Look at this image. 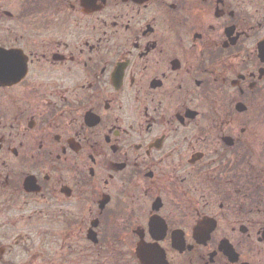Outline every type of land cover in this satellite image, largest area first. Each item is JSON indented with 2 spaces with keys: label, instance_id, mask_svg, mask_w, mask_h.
<instances>
[{
  "label": "flooded vegetation",
  "instance_id": "obj_1",
  "mask_svg": "<svg viewBox=\"0 0 264 264\" xmlns=\"http://www.w3.org/2000/svg\"><path fill=\"white\" fill-rule=\"evenodd\" d=\"M141 250L264 264V0H0V264Z\"/></svg>",
  "mask_w": 264,
  "mask_h": 264
},
{
  "label": "water",
  "instance_id": "obj_2",
  "mask_svg": "<svg viewBox=\"0 0 264 264\" xmlns=\"http://www.w3.org/2000/svg\"><path fill=\"white\" fill-rule=\"evenodd\" d=\"M143 254H144V251H140V258H141V261H142V264H151V261L149 260V261H147V260H145L144 258H143ZM156 256H157V253H156Z\"/></svg>",
  "mask_w": 264,
  "mask_h": 264
},
{
  "label": "rangeland",
  "instance_id": "obj_3",
  "mask_svg": "<svg viewBox=\"0 0 264 264\" xmlns=\"http://www.w3.org/2000/svg\"><path fill=\"white\" fill-rule=\"evenodd\" d=\"M16 252H17V254H19L20 250H17Z\"/></svg>",
  "mask_w": 264,
  "mask_h": 264
}]
</instances>
